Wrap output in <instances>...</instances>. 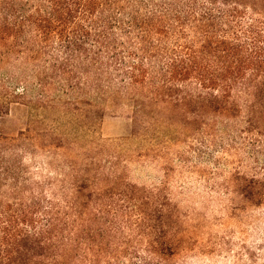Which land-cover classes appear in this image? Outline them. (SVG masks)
<instances>
[{
  "label": "trees",
  "instance_id": "obj_1",
  "mask_svg": "<svg viewBox=\"0 0 264 264\" xmlns=\"http://www.w3.org/2000/svg\"><path fill=\"white\" fill-rule=\"evenodd\" d=\"M127 94L138 124L153 108L171 111L158 122L202 117L214 134L203 146L248 158L222 185L264 204V0H0V115L14 103L63 107L84 129ZM241 114L242 128L227 129ZM46 128L0 134V264H168L181 218L164 187L129 185L103 147L94 176L67 163L52 180L34 160L66 148Z\"/></svg>",
  "mask_w": 264,
  "mask_h": 264
},
{
  "label": "rangeland",
  "instance_id": "obj_2",
  "mask_svg": "<svg viewBox=\"0 0 264 264\" xmlns=\"http://www.w3.org/2000/svg\"><path fill=\"white\" fill-rule=\"evenodd\" d=\"M134 95L111 96L105 101L104 108L95 111V123L84 129L80 126L83 118L80 119L78 110L14 103L8 113L0 115V134L16 136L31 124L34 128L52 126L58 132H51L52 140L70 148L38 154L34 160L39 165L47 164L43 174H49L52 180L62 179L61 172L68 171L62 166L67 163L76 169L90 168L94 176L105 163L99 161L103 154L99 149L103 147L105 152L115 154V174L122 175L129 185L147 190L164 187L181 218L173 231L180 241L179 247L175 248L168 264H264V204H243L240 195L222 185L224 178L233 171L234 167L230 166L240 164L239 160L243 163L239 170H248L246 153L237 149L228 152L220 148L208 150L203 146L207 144L200 141L209 137L211 140L214 134L206 133L207 125L202 122V117L198 124L193 123L191 113L183 124L172 123L167 118L158 122L157 115L168 117L171 111L155 109L153 112V108L139 124L136 123ZM242 115L227 129L242 128L238 123H243ZM221 134L215 136L221 138ZM155 136L159 137V143L154 144L151 140ZM168 136L172 140L165 142ZM224 140L230 142L231 139L225 137ZM200 146L210 152L200 154L194 150ZM215 159L220 160L218 168ZM71 160L73 164H70ZM91 161L95 164L91 165ZM85 162L89 163L86 165ZM209 177H213L210 182L222 186H208ZM123 261L114 259L111 264H133L128 258Z\"/></svg>",
  "mask_w": 264,
  "mask_h": 264
}]
</instances>
